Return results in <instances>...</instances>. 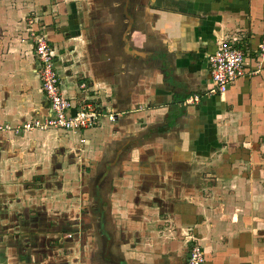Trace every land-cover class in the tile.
I'll use <instances>...</instances> for the list:
<instances>
[{
	"label": "crops",
	"instance_id": "1",
	"mask_svg": "<svg viewBox=\"0 0 264 264\" xmlns=\"http://www.w3.org/2000/svg\"><path fill=\"white\" fill-rule=\"evenodd\" d=\"M31 32L51 45L73 109L95 100L115 116L77 134L76 145L71 132H13L48 115ZM263 34L264 0H0V125L10 127L0 131V264H185L190 244L203 264H264ZM222 43L244 51L243 75L210 93L207 56ZM193 95L199 102L185 104ZM129 161L145 187L155 178L178 188L174 198L153 197L150 223L121 236L128 260L103 229L110 262L72 252L57 222L65 225L74 194L56 172L100 163L128 172ZM190 192L193 206L181 204ZM99 193L101 202L105 188Z\"/></svg>",
	"mask_w": 264,
	"mask_h": 264
},
{
	"label": "rangeland",
	"instance_id": "2",
	"mask_svg": "<svg viewBox=\"0 0 264 264\" xmlns=\"http://www.w3.org/2000/svg\"><path fill=\"white\" fill-rule=\"evenodd\" d=\"M81 137H84L83 133L80 134ZM80 135L77 136L73 135V144L76 145L79 141ZM126 165L128 167L127 171H120L116 172L113 171L111 168L109 172L103 170L102 163L100 165L95 164L91 168L87 167L86 165H78V169L74 166L67 167V169H62L61 171H57L56 175L53 179H55L57 182H69V186L71 187L70 191L73 192V199L67 203V220L70 218V223L73 226H80V224H83L84 233L85 234H76V235H67L66 238L72 239L70 240L72 243V252L76 253L82 252L84 254L87 253L88 258L91 260L94 258V260H102L103 262H110L108 260L109 254H107L105 245V239L102 237V229L103 230H109L110 234H115L112 236L111 246L114 250H117L120 255H122L123 261L128 260L125 259L126 256L124 254L127 250L122 249L121 246L124 242L127 241V237L124 234L129 230V226L131 225V230L136 231L138 230L139 226L142 227L145 226L143 222L150 223V218H146V212L145 210H148L149 205L147 202L152 200L153 197L157 198L158 200L164 202L166 204V199L168 197H172L176 191H178V188L174 187H168V185L164 186V182L159 181L155 178L152 179V184L149 187H145L143 185V181L139 179V174L136 173L135 176V170L130 168L129 164ZM92 165V163H90ZM77 169V170H76ZM85 173V174H84ZM99 174L101 176L100 181ZM66 176L70 178L69 181H67ZM120 176H124V178H130L136 182V186H134V182H132V187H125L123 189L116 187V179H119ZM66 179V180H65ZM100 183V184H99ZM138 185V186H137ZM167 187V188H166ZM105 188L104 197H102L101 203L104 202V207L99 206V212H98V204L96 200H94V197H97L101 191V189ZM118 189V190H117ZM123 191V192H122ZM202 192V191H201ZM192 192L189 193L188 197H184L183 201H179L181 204H188L193 206V202H195L196 197ZM209 191L207 189L203 190V192L200 195V197H207ZM128 194H131L129 197ZM138 194V195H136ZM191 194V195H190ZM80 195H86L85 200L80 199ZM135 196H138L135 198ZM145 196L147 197V200L145 199ZM87 197V198H86ZM128 198V199H127ZM131 198L134 200L135 203H132ZM104 199V201H103ZM181 199V198H180ZM62 200V199H61ZM131 200V201H130ZM185 200V202H184ZM60 201V199H58ZM62 203L58 202V210L59 208H62L64 205V201H61ZM130 202V203H129ZM103 205V204H102ZM147 207V209H145ZM154 207V206H153ZM124 208L127 209L126 216L122 217L120 213H114V210ZM72 210V211H71ZM143 215V217H142ZM105 216V220H103L102 217ZM130 216V217H127ZM133 216H136V218H139L138 222L133 221ZM169 217V216H167ZM66 219L64 220V224H67ZM104 221V224L102 223ZM161 220V218H160ZM67 221V222H66ZM165 222V219H164ZM135 223V226L133 225ZM142 224V225H141ZM159 224V223H157ZM166 224V223H165ZM169 224H166V228H168ZM134 226V227H133ZM134 229H133V228ZM190 228H185L184 234L182 235V238L185 240H192L193 236V227L189 226ZM76 228V227H75ZM146 228V227H145ZM158 229H160L158 227ZM140 230H144L140 228ZM74 237L79 238L78 240H74ZM145 237V236H144ZM143 237V238H144ZM141 238V239H143ZM184 240H181V243H183ZM185 240V241H186ZM125 244V243H124ZM77 245V246H76ZM184 246L186 244L184 243ZM191 244L189 245L190 248ZM111 247V249H112ZM188 248V249H189ZM77 249V250H76ZM87 251V252H86ZM105 252L106 256L103 259L102 253ZM185 252V249L181 251L183 254ZM71 253V252H70ZM78 254V253H77ZM108 255V256H107ZM105 262V263H106ZM129 263V261H127ZM120 263L122 264V260L120 259ZM108 264V263H106Z\"/></svg>",
	"mask_w": 264,
	"mask_h": 264
},
{
	"label": "built area",
	"instance_id": "3",
	"mask_svg": "<svg viewBox=\"0 0 264 264\" xmlns=\"http://www.w3.org/2000/svg\"><path fill=\"white\" fill-rule=\"evenodd\" d=\"M33 44L34 56L38 62V77L41 89L48 102V115L44 120H34L24 122L13 132L33 129L47 130L54 129L82 134L84 130L90 129L106 118L114 120V115L106 112L99 101L83 100L78 107L73 109L69 97L62 92L59 87V74L56 71L53 60L51 45L42 33H30ZM257 52L260 57H264V34L257 45ZM244 51L232 47L227 43H222L216 50L207 56V66L211 82L210 93H223L228 86L237 78L243 75ZM81 90L86 89L84 82L78 83ZM200 96L193 95L185 100V104L197 103ZM73 110V112L71 111ZM0 131H10L8 125H0ZM83 143L84 139H80ZM204 252L198 244L191 245L188 249L185 264H203Z\"/></svg>",
	"mask_w": 264,
	"mask_h": 264
},
{
	"label": "flooded vegetation",
	"instance_id": "4",
	"mask_svg": "<svg viewBox=\"0 0 264 264\" xmlns=\"http://www.w3.org/2000/svg\"><path fill=\"white\" fill-rule=\"evenodd\" d=\"M109 168H111V167H108L107 169H109ZM107 169H106L105 171H107ZM107 172H108V171H107ZM84 174H85V173H84ZM100 178H101V176H100V174H99V179H98L99 181H100ZM101 181H102V180H101ZM101 181H100V182H101ZM99 184H100V183H99ZM93 199L96 200L97 203H99V201H98V197H94ZM99 206H102V203H101V202L98 204V212H99ZM71 211H72V210H71ZM57 223H58V227L61 226L62 228H65V229H67L68 231H70V232H69V233H70L69 235H73V234H74V235H76V234H77V235H78V234H85V233H84V228H85V227H83V224H80V226L77 227V225H76V226H73V225L70 223V221H68L67 224L63 225V224L60 223L59 219H58V222H57ZM75 227H76V228H75ZM71 239H72V237H71ZM78 239H79V238H77V237L75 238V237H74V240H78Z\"/></svg>",
	"mask_w": 264,
	"mask_h": 264
}]
</instances>
